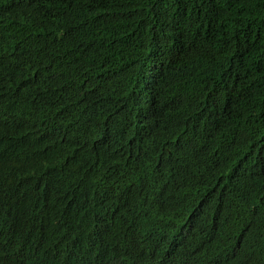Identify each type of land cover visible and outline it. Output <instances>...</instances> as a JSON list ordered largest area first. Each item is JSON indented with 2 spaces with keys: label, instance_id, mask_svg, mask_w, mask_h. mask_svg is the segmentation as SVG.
Instances as JSON below:
<instances>
[{
  "label": "trees",
  "instance_id": "1",
  "mask_svg": "<svg viewBox=\"0 0 264 264\" xmlns=\"http://www.w3.org/2000/svg\"><path fill=\"white\" fill-rule=\"evenodd\" d=\"M0 264H264V0H0Z\"/></svg>",
  "mask_w": 264,
  "mask_h": 264
},
{
  "label": "bare ground",
  "instance_id": "2",
  "mask_svg": "<svg viewBox=\"0 0 264 264\" xmlns=\"http://www.w3.org/2000/svg\"><path fill=\"white\" fill-rule=\"evenodd\" d=\"M248 167H250V166H248ZM246 179H248V178H246ZM245 181V180H244ZM248 191V190H247ZM253 197H251V199H252ZM250 200V199H249ZM256 200V199H255ZM143 226V225H142ZM141 234V233H140ZM153 246V245H152Z\"/></svg>",
  "mask_w": 264,
  "mask_h": 264
}]
</instances>
